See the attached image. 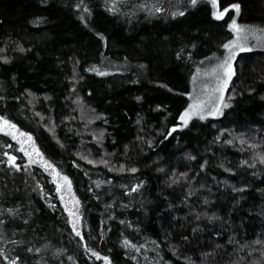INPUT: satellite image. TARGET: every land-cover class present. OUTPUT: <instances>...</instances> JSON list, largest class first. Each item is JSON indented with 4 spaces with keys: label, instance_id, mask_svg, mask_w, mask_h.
I'll list each match as a JSON object with an SVG mask.
<instances>
[{
    "label": "trees",
    "instance_id": "obj_1",
    "mask_svg": "<svg viewBox=\"0 0 264 264\" xmlns=\"http://www.w3.org/2000/svg\"><path fill=\"white\" fill-rule=\"evenodd\" d=\"M233 4L264 27V0ZM231 18L207 0H0V118L41 156L26 167L0 134V264H264V51L235 57L221 117L180 127Z\"/></svg>",
    "mask_w": 264,
    "mask_h": 264
},
{
    "label": "rangeland",
    "instance_id": "obj_2",
    "mask_svg": "<svg viewBox=\"0 0 264 264\" xmlns=\"http://www.w3.org/2000/svg\"><path fill=\"white\" fill-rule=\"evenodd\" d=\"M207 1L210 3V0ZM210 5L212 6L211 3ZM229 9L230 10L227 13L230 12L232 14L229 25L231 24L232 19L235 18L237 25L244 30L237 33L229 28L232 33V38L227 43L235 41V45L231 47L230 50L222 47V52L219 55L216 54L200 61L199 66L191 80L190 91L187 94L188 105L185 110L188 109L190 104L194 103H199L201 107L196 115H193L190 119H188L186 126H188L192 120L219 118L226 110L228 105H226L225 94L233 74L229 79V76L226 74L227 66L224 68L219 67L225 58H230L229 63L231 64V71L233 72L235 57L238 53L243 52L241 48L250 49L248 51H264V27L257 28L240 24L235 10H232L231 7H229ZM213 11L214 9L212 6V12ZM233 53L235 55H233ZM225 81H227L226 84ZM200 116H203L204 118L201 119ZM4 121L5 120L0 119V134L7 135L18 145L20 150L23 149L22 154L24 156L25 166L28 167L35 165L36 163L38 164L41 156L32 139L21 133L16 128L11 127V124H5ZM186 126L184 122L180 120V127L184 128ZM10 164L14 166L12 159H10ZM56 183L57 194L61 205L69 217L72 228L75 232H78V203L73 195L71 186L69 182L62 177H57Z\"/></svg>",
    "mask_w": 264,
    "mask_h": 264
},
{
    "label": "snow or ice",
    "instance_id": "obj_3",
    "mask_svg": "<svg viewBox=\"0 0 264 264\" xmlns=\"http://www.w3.org/2000/svg\"><path fill=\"white\" fill-rule=\"evenodd\" d=\"M199 2V0H190V3L192 6H195L197 3ZM210 3L212 4L213 6V16L215 19L219 20V19H223L225 14L230 10L229 8H224L222 11L219 10V7H218V0H210ZM232 10H235V13L236 15L238 16L239 15V12H240V5L239 4H233L230 6ZM158 10V9H157ZM174 15H184V12H178ZM229 28L231 30H234L236 31L237 33H239L240 31H243L244 29H242L240 26L237 25L236 23V19L233 18L232 19V22L231 24L229 25ZM235 45V41H230L229 43H226L223 45V47L225 49H231V47H233ZM242 51H248L250 49H246V48H241ZM233 55H235L233 53ZM229 59L230 58H225V60L219 65V67L221 68H224L225 66H227V70H226V74L229 76V79L231 78V75L234 74L232 71H231V64L229 63ZM101 75H103L104 73H99ZM227 83V81H225V84ZM201 105L199 103H194V104H190L188 109L185 110V112L180 116V120L184 122L185 126L187 125V122H188V119H190L193 115H196L200 109ZM201 119H203L204 117L203 116H200ZM2 119V118H0ZM5 124H8L7 121H4ZM11 127H15V125H11ZM173 131H175V129H173ZM30 139V138H29ZM21 151H23V149H21ZM39 154V153H38ZM10 159L14 160L15 158L14 157H11ZM262 162H264V158H262ZM91 163V161H90ZM132 172H135L136 169L133 168L131 169ZM65 180H67V177L64 178ZM133 191H135V189H133ZM78 236L80 235L79 232L76 233ZM128 242L125 241V244H127ZM93 255H97V258H100L98 256V254L94 253L93 252ZM105 260L107 258H104ZM11 264H16V261L13 260L11 261Z\"/></svg>",
    "mask_w": 264,
    "mask_h": 264
}]
</instances>
